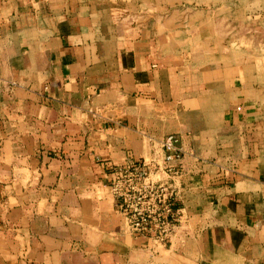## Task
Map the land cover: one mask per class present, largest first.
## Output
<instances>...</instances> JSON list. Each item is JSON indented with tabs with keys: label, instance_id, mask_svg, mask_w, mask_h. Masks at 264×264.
I'll return each mask as SVG.
<instances>
[{
	"label": "crops",
	"instance_id": "0c3cea01",
	"mask_svg": "<svg viewBox=\"0 0 264 264\" xmlns=\"http://www.w3.org/2000/svg\"><path fill=\"white\" fill-rule=\"evenodd\" d=\"M165 3L0 0V264H264L261 33L229 48L228 29L206 27L193 49L163 15L137 16ZM227 3L195 16L223 26ZM169 134L182 222L151 246L109 183Z\"/></svg>",
	"mask_w": 264,
	"mask_h": 264
},
{
	"label": "built area",
	"instance_id": "2783aa9c",
	"mask_svg": "<svg viewBox=\"0 0 264 264\" xmlns=\"http://www.w3.org/2000/svg\"><path fill=\"white\" fill-rule=\"evenodd\" d=\"M146 141L149 155L113 165L109 194L134 237L163 246L182 222L175 203L184 149L175 134L161 140L147 137Z\"/></svg>",
	"mask_w": 264,
	"mask_h": 264
},
{
	"label": "rangeland",
	"instance_id": "374dc122",
	"mask_svg": "<svg viewBox=\"0 0 264 264\" xmlns=\"http://www.w3.org/2000/svg\"><path fill=\"white\" fill-rule=\"evenodd\" d=\"M165 1V4H160L158 11L155 8L156 6H148L147 8L145 7L144 13H138L137 16L144 15V18H146L152 16L154 13L163 15L166 31L170 32L171 37H173V31H175V35H178V31H180V40L185 46H191L193 49H202L207 44H210V42L206 43V41H210L213 39L212 37H197V34L203 33L206 27L207 29H213L214 31L215 29L220 31L222 27L226 30L228 29L227 31H229L230 35L229 37H225L224 41L228 40L229 48L237 46L236 34L241 30L244 31V39L252 40L250 35L253 34V29H255L257 30L255 32L258 33L259 31L261 33V40L264 41V18L261 20L258 19V13L262 16L264 14V0H225L228 3L224 5L221 10L216 9L217 13L223 11V14L228 16V20L223 23V26H221L222 23L218 20H209L206 23L205 21L199 20V17H202L203 15L195 16L196 11H204L203 9L212 7H218L220 9L221 6L204 5L203 2H205V0H180L179 3L176 2L177 0L175 3H173L172 0ZM195 2L198 4H195ZM161 12L163 14H161ZM190 12L193 14V20L190 19ZM240 15L245 16L244 22L234 19ZM255 15L257 17H255ZM217 38L218 41H214L215 43H219L221 40V37ZM241 45L248 48L250 44L247 42H241ZM215 48H217V45ZM209 50L211 49L209 48Z\"/></svg>",
	"mask_w": 264,
	"mask_h": 264
}]
</instances>
